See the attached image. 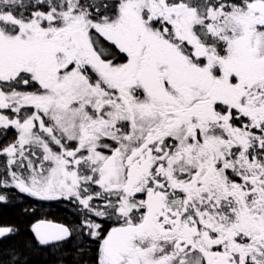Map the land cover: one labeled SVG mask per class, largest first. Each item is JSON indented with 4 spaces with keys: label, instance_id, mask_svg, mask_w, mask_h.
Listing matches in <instances>:
<instances>
[{
    "label": "snow or ice",
    "instance_id": "snow-or-ice-1",
    "mask_svg": "<svg viewBox=\"0 0 264 264\" xmlns=\"http://www.w3.org/2000/svg\"><path fill=\"white\" fill-rule=\"evenodd\" d=\"M0 264H264V0H0Z\"/></svg>",
    "mask_w": 264,
    "mask_h": 264
}]
</instances>
